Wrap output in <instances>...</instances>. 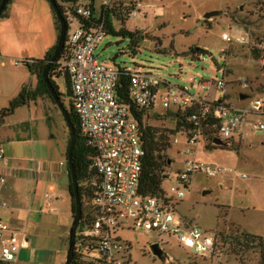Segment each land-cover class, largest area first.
<instances>
[{"label": "rangeland", "instance_id": "374dc122", "mask_svg": "<svg viewBox=\"0 0 264 264\" xmlns=\"http://www.w3.org/2000/svg\"><path fill=\"white\" fill-rule=\"evenodd\" d=\"M138 1L142 4L143 14L123 21L111 20L115 32L125 31L134 35L137 41L136 47L132 46L128 36L106 34L94 51V56L99 62L113 69L136 67L151 71L171 86L186 88L191 95L200 97L207 94L198 90L197 85L201 79L223 78L227 83V99L229 98V102L236 106L246 105L248 102L240 103L238 100L240 94L251 96V99L255 98L256 94L264 96V71L259 60L261 57L264 58V53L259 55L247 47L228 44L222 40L223 34L229 35L232 39L246 33L255 38L262 37L264 1L261 6L258 5L260 1L257 0ZM57 3L63 6L59 0ZM8 8L10 10L11 6ZM210 12L219 14L205 20L204 16ZM75 27L76 25L73 24L71 29ZM4 48L8 49V47ZM190 49H199L205 51V54L191 55ZM221 70H224L223 77ZM61 76L58 77L55 85L61 94L60 100L68 111L71 99L66 95L65 81ZM242 81H246L250 89L245 88ZM24 87L35 90L37 82L35 85L34 79L30 78V73L21 62L15 66L13 62L8 61L3 68L0 67V110L8 108L10 101ZM211 93H214V90ZM175 111V108L155 109L144 124L154 129L156 136L162 134L168 137V132L175 129L176 118L170 117L171 114L176 115ZM248 118L261 120L264 125V116ZM174 138L173 135L170 139ZM176 138L178 144H172L171 149L164 152L165 157L171 162L163 170L169 178H172L177 171L184 170L185 160H193L204 166L217 168L219 171L222 168L226 169L212 180L203 173L193 174L188 182L189 189L180 200L181 207L178 209L176 206L179 214L195 219L199 228L217 231L216 227L221 222H218L215 205H223L231 196L228 191L218 189L217 181L220 178H225L232 190L240 189L241 195H244L242 184L246 181L256 180V188L264 187V129L256 134H250L241 143L238 151L222 147L206 148L199 144L193 149L195 152L191 156L184 155L187 147L183 145V135L178 134ZM67 140L68 130L64 119L55 103L46 94L37 96L29 105L17 108L4 118L0 126V146L5 156H12V159H31L41 170H52L59 162H63L67 169L65 155ZM235 143L236 146L237 142ZM228 169L233 173L226 174L230 172L227 171ZM242 174H245L246 178H242ZM63 181H67L64 176ZM85 185L84 183L82 186ZM171 186H174V183L169 179L161 184V188L166 193ZM58 191L60 192V189ZM62 192L67 193L66 189ZM260 192L259 189V195ZM24 195L29 196L30 199L32 197V193L23 194V197ZM87 201L84 198V206H81V209H87ZM22 203L24 204L22 211H13V214L18 215V224L22 227L20 229L24 228L32 244L31 249L36 251L35 255L41 254L45 248L58 247L61 236L63 249L67 250L72 218L62 217V212L64 214L66 211H62L59 207L60 210L58 209V213L53 216L41 213L38 212L40 203L36 201L33 208L36 212L28 214L30 200L26 201L24 198ZM8 205L11 210L14 209L9 203ZM250 224L259 231L260 222L256 224L250 221ZM60 225L66 228L63 235ZM220 230L213 232L220 234L223 242V255L219 261L193 255L172 238L157 237L144 231H140L136 237L133 236L132 231L124 233L122 238L130 245L125 256V264H257V253L245 248L240 238L241 233L227 226H223ZM161 240L167 243L162 245L163 255L158 258L152 254L150 246ZM37 262L38 259L31 261L30 264Z\"/></svg>", "mask_w": 264, "mask_h": 264}, {"label": "built area", "instance_id": "2783aa9c", "mask_svg": "<svg viewBox=\"0 0 264 264\" xmlns=\"http://www.w3.org/2000/svg\"><path fill=\"white\" fill-rule=\"evenodd\" d=\"M140 7L138 0H102L98 13L88 0L62 6L65 43L50 76L54 84L60 75L65 74L68 79L79 131L97 174V178L84 186L90 188L92 197L87 218L76 231L74 253L82 264H125L130 245L122 234L132 231L136 237L144 231L172 238L193 255L217 261L223 255L220 234L185 222L176 206L184 197L193 174L215 176L219 169L185 160L184 170L177 171L172 178L165 174V179L174 183L168 193L161 188L160 195L143 194L140 183L146 154L144 121L155 109L175 108L180 114L176 121L181 125L176 135H183V145L187 147L184 154L190 156L201 143L214 146L213 139H218L229 144L234 138L246 137L247 131H262V121L248 117L264 116V96L250 99L245 107L238 108L228 104L227 83L223 78L201 79L198 90L207 94L200 97L191 95L186 88L171 86L151 71L136 67L113 69L99 62L94 51L105 36L104 21L95 24L93 19L98 20L101 15H108L110 20L136 17ZM73 24L76 27L72 30ZM222 40L247 47L259 55L264 53V34L255 38L246 33L235 39L223 34ZM261 64L264 70L263 60ZM120 71L129 77L127 102L117 96ZM221 75L224 76V70ZM172 143L177 144V138ZM9 167L10 162L0 149V171ZM6 208L7 203L0 200V210ZM41 211H52L50 202ZM25 243L22 232L12 230L0 220V264L13 263ZM166 243L161 240L157 245L162 249Z\"/></svg>", "mask_w": 264, "mask_h": 264}, {"label": "crops", "instance_id": "0c3cea01", "mask_svg": "<svg viewBox=\"0 0 264 264\" xmlns=\"http://www.w3.org/2000/svg\"><path fill=\"white\" fill-rule=\"evenodd\" d=\"M101 2L102 0H94L92 2L96 13H98V9ZM10 3V5H7V11L5 16L0 18V67L2 68L8 61L13 62L15 66H18L20 62L22 63V61L25 60L41 59L52 47L56 45L58 40L56 17L55 14H53L48 1L11 0ZM8 6H11L10 10ZM141 8L142 4L139 11L140 14H143L144 12L141 10ZM119 18L124 20L130 17H117L115 19ZM4 47H8V49L6 48L5 50ZM259 60L261 63L262 60L264 61V58L261 57V59ZM30 78L34 79L36 85V79L31 74ZM241 83L243 84V86L244 83H246L247 86L244 87L250 89L249 84H247L246 81H242ZM240 95L238 99L240 103H243L244 101L249 102V100L251 99V96L248 95H244L245 98L240 99ZM260 96L262 95H254L255 98ZM227 102L228 104L232 105L229 102V98L227 99ZM246 105L236 106L233 104L232 106L241 108L245 107ZM256 133L247 131L246 137H242L239 139L234 138L233 140L229 141L227 147L222 148H232L238 151L241 148V143L246 140L250 136V134ZM176 134H174L175 138ZM172 141L173 140L170 139V149L171 145L173 144ZM235 142H237L236 146ZM201 144L206 148L217 147L210 146L205 143ZM0 149L2 151L3 157L5 159H8V161L10 162L9 168L1 169L0 171V176L3 179V184L0 185V200L7 203V208L0 210V220L6 223L12 230L22 232L26 239V243L24 246H22V248H20L16 256V260L10 264H22L24 262H29L30 264L31 261H37V259L39 260V262L34 264H63L65 262L67 250L63 249L62 236L61 242L58 247L54 249L45 248L42 250L41 254L35 255L36 251L31 249L32 244L26 236L24 228L20 229L22 227H20V225L18 224V215L13 214V211H22V206L24 205L22 203V200L25 198L26 201L30 200V208L27 210L28 214L36 212L33 211V208L36 204V201H38L40 203L38 212L52 214L53 216L58 213L60 207L62 211H66V213L64 214L62 212V217H66V219L69 217L71 218L70 202L67 191L68 170L66 169L65 164L63 162H59L58 165H55L52 170H41L35 163L31 161V159H12V156H5V152L3 151L1 146ZM194 152L195 151L193 150V153L191 155H194ZM170 164L171 162H169V165ZM225 170V168H222V170H220L217 175L206 176L212 180V178H216L217 176H219L220 172H224ZM227 171L230 172L226 174L233 173L231 169H228ZM63 176L66 177L67 181H63ZM241 177L246 178V175L242 174ZM217 186L220 190L228 191L231 196H229L228 200L225 201L223 205H215L218 213V222H221V224H218V226L216 227L217 231H214L212 229H205L204 231L209 233L220 232V228H222L223 226H227L228 228H233L241 234L264 237V187L262 186L260 188H256V180L246 181L245 184H242V186L244 187V195H241V190H238L236 188L232 190L225 178H220L217 181ZM59 189L60 192L58 191ZM63 189H66V194L62 192ZM188 189L189 184L187 190ZM259 189L261 191L260 195L258 193ZM28 193H32L31 199L29 198V196L24 195L23 197V194L27 195ZM47 202H50L52 206V211L42 212L41 209ZM8 203L14 208L13 210L9 208ZM181 205L182 201H179V203L177 204L178 209L181 207ZM67 206L69 207V212H67ZM179 215L183 218L185 222L192 223L197 226L195 219H189L185 216H182L181 214ZM47 221L50 222L49 220ZM59 221L61 222V218ZM250 221L256 224L260 222L259 231L255 229L252 224H250ZM65 229L66 228L64 226L60 225L62 235ZM159 250L163 255V249ZM254 251L257 253L256 255L258 264L259 255L256 250Z\"/></svg>", "mask_w": 264, "mask_h": 264}, {"label": "trees", "instance_id": "16d2710c", "mask_svg": "<svg viewBox=\"0 0 264 264\" xmlns=\"http://www.w3.org/2000/svg\"><path fill=\"white\" fill-rule=\"evenodd\" d=\"M59 1L63 5H73L78 0H59ZM88 1L93 2L94 0H88ZM257 1L258 2L260 1L258 5L261 6L264 0H257ZM10 2L11 0H9L8 4ZM58 6L63 15L62 6L60 4H58ZM6 11H7V7L4 9L3 13L0 15V18L5 16ZM52 12L54 14L53 9H52ZM119 19L123 21V19L121 18ZM102 20L104 21L105 35L112 34L114 36H122V37L128 36L131 39L132 46L136 47L137 41L134 35L128 32H125V31L115 32L113 30V26L111 24V20L108 17V15H103V16L101 15V17L98 18V20L93 19V22L95 24H99ZM56 27H57L58 36H59V24L57 20H56ZM55 47L56 45L52 47L41 59L22 61V65L36 79L37 88L35 90H30L25 87L22 88L21 91L18 93V95L10 101L9 107L6 109L0 110V126L4 118L12 114L17 108L31 104L32 102L35 101L36 97L41 94L49 95V92L47 91L42 81V72L44 71L47 63L52 57ZM190 54L191 55H201V54H205V51H202L199 49H190ZM52 68H53V65L49 71L48 77H49V80L55 92L59 95V97H61V94L59 93L57 86L51 80L50 72ZM120 72H121V76H120L119 83H118L117 96L119 99L123 100L124 102H127V88L129 84V77L124 72L122 71ZM63 78L65 81L64 84L66 87V95L69 98H71L70 91H69V83H68V79L65 74ZM68 113H69L70 122L74 127V132H75V137H76V143H75V147L73 150V164H74L76 181L78 184L80 202H81V206L83 207L84 198L88 200L86 203V206L90 202V199L92 197V191L90 190V188H85L82 185L84 183L86 184V182L92 179L97 178V174L95 173L94 169L91 166V161L88 155L89 151L85 147L84 140L80 134L79 127H78V121L74 113L71 101H70ZM138 117L140 119V116ZM175 118L177 119L180 118V114L176 113ZM180 126H181L180 122L177 120L176 128L174 129V131L168 132V137L162 134H160L159 136H156L157 133L155 132L154 129H151L150 127H145V130L143 131V147L145 149L146 154H145V158H144V162L142 166L141 183H140V190L143 194L155 196V195H160L162 193L161 184L165 179V173L163 172V170L169 165V161L165 157L164 152L170 149V138L169 137L176 134L179 131ZM68 144H69V132H68V140H67V147H66L65 155L67 154ZM67 172H68L67 173L68 193L71 195L72 189H71L70 174H69V171ZM70 209H71V218H72L74 210H75L73 198H71V201H70ZM82 210H83L82 217L79 223L80 227H82L85 219L87 218L88 208L86 210H84L83 208ZM240 238L243 242V245L245 246L247 250H256L258 252V255H259L258 264H264V237H257V236H252L248 234H241ZM71 264H82L77 261L75 253L73 255Z\"/></svg>", "mask_w": 264, "mask_h": 264}, {"label": "water", "instance_id": "95a60500", "mask_svg": "<svg viewBox=\"0 0 264 264\" xmlns=\"http://www.w3.org/2000/svg\"><path fill=\"white\" fill-rule=\"evenodd\" d=\"M47 1L52 7L56 20L58 21L59 36H58V40L56 43L54 53L52 57L50 58L49 62L47 63L44 71L42 72V81L47 91L49 92L50 98L53 100L56 107L59 109L64 119V122L66 124L67 130L69 132V144H68V149H67V154H66V161H67L68 171L70 174L71 189H72V193L71 195L69 194V197L73 198L75 210H74L73 217H72L71 227L69 229L68 247H67L65 262L63 264H71L72 258L74 255V250H75L76 231H77V228L79 226V223L82 217V209H81V202H80L79 191H78V184L76 181L74 164H73V150H74L75 143H76V137H75L74 127L71 124L70 119H69V113L65 109L63 103L61 102L59 95L55 92L49 80V77H48V74H49V71L52 65L56 62V60L58 59L60 53L62 52L64 48L65 35H66V24H65L64 17L59 9L57 0H47ZM8 2L9 0L0 1V15L3 13L4 9L7 7ZM218 14H219L218 12L207 13L204 16V19L205 20L210 19L212 17L217 16ZM244 98H245L244 95H240V99H244ZM212 143L214 146H217V147H227L228 146V143L222 142L218 139H213ZM150 249L154 256L158 258L162 257V253L159 250L157 244L151 245Z\"/></svg>", "mask_w": 264, "mask_h": 264}]
</instances>
